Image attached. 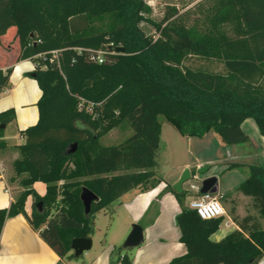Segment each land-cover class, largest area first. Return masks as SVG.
<instances>
[{"label": "trees", "instance_id": "16d2710c", "mask_svg": "<svg viewBox=\"0 0 264 264\" xmlns=\"http://www.w3.org/2000/svg\"><path fill=\"white\" fill-rule=\"evenodd\" d=\"M212 1L204 28L197 20L188 25L174 8L155 22L144 0H0V38L13 42L8 46L17 48L18 61L32 63L27 76L41 92L38 121L20 133L24 143L13 171L26 175L23 186L45 185L29 212L25 199L35 194L32 189L0 209V235L7 219L22 215L58 257L74 259L71 242L90 238L97 212L110 214L123 194L161 183L155 171L159 117L183 137L213 133L225 146L248 142L241 127L248 119L264 137V0ZM227 26L231 35L222 30ZM98 53L101 63L91 60ZM190 57L217 60L224 73L183 66ZM10 75V68L0 70V94ZM13 118V110L0 113V126ZM123 123L130 137L112 146L99 143ZM3 131L0 150L6 148ZM240 167L245 166L230 164L227 170ZM247 167L236 191L264 219V167ZM59 182L70 202L51 216ZM82 188L98 198L88 215L79 198ZM167 189L181 208L175 222L187 250L169 264H258L264 255L258 218L239 219L232 208L238 230L213 242L222 218L201 220L184 205L185 191Z\"/></svg>", "mask_w": 264, "mask_h": 264}, {"label": "crops", "instance_id": "0c3cea01", "mask_svg": "<svg viewBox=\"0 0 264 264\" xmlns=\"http://www.w3.org/2000/svg\"><path fill=\"white\" fill-rule=\"evenodd\" d=\"M9 43L13 42L4 37L0 38V70L11 69L9 85L0 94V113L8 110L14 111V118L5 125L3 131L2 140L6 142V148L0 150V209H7L14 202L11 185L7 178L13 174L14 161L20 158L18 147L24 143L20 133L34 126L38 121L36 104L41 96L36 81L27 76L34 70V66L29 60L18 61L17 48L11 49L8 46ZM241 127L243 131L248 127L253 133L258 148L253 157L263 163L264 137L259 135L254 122H251L250 119L244 121ZM8 130L13 134L12 137L7 135ZM174 131L178 133L170 124L161 125L160 140L166 134L181 147V150L178 149L179 151H190L192 148V150L198 149L199 153L190 161H182L180 167L177 168L179 171L173 182L179 181L182 170H188L190 176L192 174L190 170L193 167L195 171L204 170L202 171V180L216 178L217 194L223 196L222 202H228L222 203L223 208L227 211V208L230 207L228 214L225 212L226 219L223 220L224 216L222 217L219 229L210 237V240L213 241L212 238L220 233V229H223L221 237L213 241L218 242L229 233L238 230L229 215L232 208L235 210V216L239 219L247 216L240 215L239 207L234 205L236 189L241 183H238L237 187L220 193L223 180L239 170V168L227 170L230 164L240 165L234 162L236 154L230 150V147L233 146L223 145L212 133L203 138H186L179 133L177 136ZM210 135L212 138H209ZM14 139L17 140V143H10ZM249 142L250 139L247 143ZM242 145L244 144L236 146ZM202 147L207 148L208 152L202 154ZM218 147L222 150L220 151ZM246 156L249 157L250 152ZM156 172L161 179V183L156 188L146 192L136 189L129 191L117 200L109 215H107L108 212H100L102 215H107L105 216V228L108 230L104 234L105 237L103 240L99 239L95 244L92 230L90 235L92 247L79 258L67 260L58 257L39 237V232L30 228L22 215L7 219L0 235V264H125L126 259L129 260V264H169L174 259L185 256L187 250L179 240L180 231L175 222L181 208L176 198L167 189L172 183L169 184L158 171ZM246 177L247 172L244 180ZM189 184L190 180L181 186L182 191L186 192L185 206L192 197H196L187 195L186 189ZM238 198L248 197L240 195ZM29 208L30 206H25V211L28 212ZM134 224L142 228L143 241L135 248L125 249L122 242H125Z\"/></svg>", "mask_w": 264, "mask_h": 264}, {"label": "rangeland", "instance_id": "374dc122", "mask_svg": "<svg viewBox=\"0 0 264 264\" xmlns=\"http://www.w3.org/2000/svg\"><path fill=\"white\" fill-rule=\"evenodd\" d=\"M148 6H150L152 13H151V19H153L155 22H158L163 18L164 13L170 9L174 8L179 15H183L185 17V21L188 25L193 24L194 21L197 20L198 24L200 26L208 27L209 22H208V16L211 14L213 11V1L212 0H144ZM224 32H226L228 35H231V27L227 26L222 29ZM145 32L148 35L153 36V31L150 29H145ZM13 44V43H12ZM183 66L188 67L190 69H200L204 70L210 73H215V74H223L224 69L222 64L217 61V60H205L197 57H190L186 61H184ZM159 121L161 125H169L168 122L163 118L159 117ZM252 122V120H251ZM249 124V123H248ZM249 127V125H247ZM244 128L245 133L250 139V142L247 144H244L242 146H233L230 147L231 152L236 154V160H234L235 163H239L240 165H243L245 167H240L239 170L235 171L233 175H230V177H227L226 179L223 180L222 186L220 188V193H223L224 191L237 187L238 183H242L244 180V176L246 175V172L248 171L249 165H259L264 167V161L263 163L260 162V160H256L253 155L255 154L254 152L258 151V148L256 146L257 141L253 135V133L250 131L249 128ZM172 130V129H171ZM175 132V131H174ZM132 134L130 128L128 127L127 124L123 123L116 129L110 131L108 134L105 136L101 137L99 139V143L102 146H112V145H117L122 143L124 140H126L128 137H130ZM177 136L178 133L175 132ZM213 134V133H212ZM7 135L12 137L13 134L11 133L10 130H8ZM209 138H212L211 135ZM249 141V140H248ZM209 142V141H208ZM10 143H17V140L14 139ZM207 145V144H206ZM178 149L181 150V147L178 146V144L172 140L168 135L164 134L162 139L160 140V152L159 156L156 161V167L155 170L160 173L164 179L173 186L176 182H173L177 175V172L179 171V168L182 161H190L193 159V157H196L198 155V149L195 150L191 148L190 151H179ZM220 150V147H218ZM222 150V149H221ZM220 150V151H221ZM208 149L205 147H202V154L207 153ZM224 152V151H223ZM250 152V156H246L247 153ZM195 168L193 167L190 171L192 172L191 177H190V184H193L197 187H200L202 184V171L204 170H194ZM195 171V172H194ZM183 170L181 172V176L183 174ZM168 175H170L168 177ZM26 175H20L17 176L14 171L13 174H11L7 180L9 181L11 185V194L13 197V200L16 201L18 197L26 192L29 189H32L35 194L34 195H28L26 197L25 201V206L28 207L31 205L32 202L36 200V196H43L41 195L42 193H45V185L41 182H37L33 184L32 186H23L21 181L25 178ZM193 176H196L198 179L194 180ZM180 178V177H179ZM64 182H59L58 183V195L57 199L54 203V205L51 208V216L54 215L61 207L67 206L68 202H70L69 196L67 191L62 187V184ZM189 184V185H190ZM189 185L187 186V195L188 196H193L197 195V193L191 192L189 190ZM191 192V193H190ZM219 193V194H220ZM243 196L239 192L235 195V204L236 206L239 207V212L240 215H251L260 220V223L262 225V228L264 229V219L259 218L257 212L252 208V202L251 199L249 198H238V196ZM244 197V196H243ZM221 203H228V202H222ZM229 208H227V211L225 212L228 214ZM226 209V208H225ZM29 212V210H28ZM101 212V211H100ZM97 212L95 214L94 218V227H93V232H94V243L97 244L99 239H104L105 233L108 230L105 228L106 226V217L109 215H102V213ZM226 219V216H224V219ZM223 229H220V235L217 233L216 236L212 238L213 241L221 237ZM124 242H122L123 244Z\"/></svg>", "mask_w": 264, "mask_h": 264}, {"label": "water", "instance_id": "95a60500", "mask_svg": "<svg viewBox=\"0 0 264 264\" xmlns=\"http://www.w3.org/2000/svg\"><path fill=\"white\" fill-rule=\"evenodd\" d=\"M117 53H124V48L118 47L115 50ZM6 124L0 126V128L4 129ZM76 149V145L74 144L69 150V153H74ZM190 173L188 170H185L179 179V181L172 186V189L176 192H181V186L190 180ZM216 178H209L202 181L201 184V194H205L207 192H210L212 194L217 193V188L215 186ZM80 201L82 203L84 214L88 215L91 211V206L93 203L97 202L98 198L95 194H93L90 190L87 188H82L80 192ZM41 207V204H39V207ZM143 241V231L142 228L134 224L131 227V232L129 233L128 237L126 238L123 248L130 249L135 248L139 246ZM92 247V240L91 238H76L71 242L70 249L72 251V254L74 258H79L83 255V253L88 252Z\"/></svg>", "mask_w": 264, "mask_h": 264}, {"label": "built area", "instance_id": "2783aa9c", "mask_svg": "<svg viewBox=\"0 0 264 264\" xmlns=\"http://www.w3.org/2000/svg\"><path fill=\"white\" fill-rule=\"evenodd\" d=\"M92 61H96L98 63L102 62L101 54L98 53L95 57H91ZM194 180H197L198 178L196 176H193ZM200 187H197L193 184L189 185V190L191 192L197 193L196 197H192L190 201L187 204V209L194 211L196 215L201 220H212V219H218L225 216V210L223 208V205L221 203V200L223 199L222 195L212 194L210 192H207L205 194L200 193ZM258 264H264V255L261 258V260L258 262Z\"/></svg>", "mask_w": 264, "mask_h": 264}]
</instances>
